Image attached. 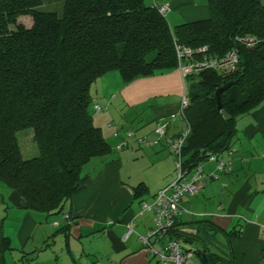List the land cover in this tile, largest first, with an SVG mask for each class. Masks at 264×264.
<instances>
[{"label":"trees","instance_id":"1","mask_svg":"<svg viewBox=\"0 0 264 264\" xmlns=\"http://www.w3.org/2000/svg\"><path fill=\"white\" fill-rule=\"evenodd\" d=\"M44 4L0 0V183L16 191L27 209L66 214L81 189L83 166L112 152L89 110L97 78L116 70L128 83L177 68L175 39L192 48L207 46L211 56L235 50L238 57L233 70L211 68L185 78L186 167L228 149L237 120L264 102V0H207L208 18L172 28L161 4L151 0H62L60 12ZM23 15L32 18L29 27L18 22ZM229 81L219 108L215 91ZM25 128L32 129L39 151L30 158L22 156L18 141L17 132ZM132 190L140 198L147 187L140 182ZM176 220L160 239L196 242L185 248L195 256L204 252L208 264H233L235 230L202 219L189 231L177 228ZM219 232L225 243L217 239ZM9 249L0 227V264H8L3 252Z\"/></svg>","mask_w":264,"mask_h":264},{"label":"crops","instance_id":"2","mask_svg":"<svg viewBox=\"0 0 264 264\" xmlns=\"http://www.w3.org/2000/svg\"><path fill=\"white\" fill-rule=\"evenodd\" d=\"M151 3L169 5L165 17L171 28L209 17L207 0H151ZM17 20L26 27L32 24L29 15ZM184 87L177 68L128 83L113 70L92 84L89 110L112 152L132 128L136 131L135 137L146 136L147 141L148 138L151 141L155 127L165 124L166 135L175 138L185 128L184 121L174 116ZM95 105L101 109L97 111ZM132 122L136 125L129 127ZM230 144L228 149L214 154L216 160L207 158L201 162L205 173L202 189L182 201L184 212L177 217V228L191 231L196 227L193 222L207 219L225 231L235 230L238 235L231 238L233 264H264V239L261 236L264 226V102L237 120V133ZM131 145L142 151L153 149L156 153L154 164L164 162L166 165L162 178L151 182L142 177L138 183L143 182L147 192L134 198L132 189L138 183L124 186L119 173L120 155L119 159L110 158L111 152L91 158L82 168L81 189L69 204L66 213L70 216L69 223L58 221L56 226L53 223L57 220L49 222L55 228L50 236L57 240L53 247L51 244L43 247L44 243L30 245V240L36 238L42 242L47 240L43 230L46 233L48 230L43 222H47L49 214L27 209L24 199L16 191L4 189L8 204L4 218L0 207V227L10 242V249L3 252L4 261L8 264H157L156 257L140 240V236L153 227L154 212L141 210L140 204V207L135 206L133 199H139L140 203L147 202L145 197L152 200L158 190L172 182L175 178L174 158L164 140L153 146H148L147 142ZM217 160L226 163L223 170L217 168ZM86 217L90 220L81 225L80 219ZM82 236H89L86 243H81ZM89 238L92 242L87 244ZM169 238L170 235L159 238L155 246L161 247ZM182 242L187 249L196 246V242ZM211 249L215 247L211 245ZM189 259L192 264H203L196 256Z\"/></svg>","mask_w":264,"mask_h":264},{"label":"built area","instance_id":"3","mask_svg":"<svg viewBox=\"0 0 264 264\" xmlns=\"http://www.w3.org/2000/svg\"><path fill=\"white\" fill-rule=\"evenodd\" d=\"M168 7L167 4H161L158 6V9L164 14ZM242 42L249 45L253 44L254 40L253 38H243ZM174 47L177 57V69L181 72L185 83L184 91L174 116L184 121L185 128L178 136L173 138L166 135V125L159 124L155 127L153 131L154 136L150 142L156 145L164 140L167 149L174 158L175 178L155 193L151 203L146 201L141 203L142 210L154 212V226L147 234L140 236V240L147 247L149 253L156 257L157 264H184L187 259L194 256V252L187 250L179 238H169L161 247L157 248L155 246V242L159 240V237L166 235L177 217L181 216L184 212L182 201L200 192L203 186L202 179L205 176L201 163L193 168H188L183 162L182 147L190 129L184 118V110L188 106L185 78L193 72L211 68L220 71H230L235 68L238 62L235 50H230L222 56H211L207 53V46L192 48L178 42L176 39L174 40ZM95 109L99 111L101 107L95 105ZM114 136H117V133H114ZM133 142H147V137H135L134 131H129L126 133L125 138L117 143L116 148L123 149L129 147ZM208 158L216 160V156L213 154ZM224 167H226V163L222 160H217V168L223 170ZM63 220L69 222V216L64 214ZM53 224L57 226L59 222L56 221ZM261 236L264 239V226L262 227Z\"/></svg>","mask_w":264,"mask_h":264},{"label":"rangeland","instance_id":"4","mask_svg":"<svg viewBox=\"0 0 264 264\" xmlns=\"http://www.w3.org/2000/svg\"><path fill=\"white\" fill-rule=\"evenodd\" d=\"M46 4L43 5L44 9H49V10H54V11H59L61 10L62 7V0H50L49 2H47V0L45 1ZM132 126L130 125L129 127H134L136 125V122H132L131 123ZM150 124V123H149ZM132 131H135L134 128H132ZM136 132V131H135ZM18 135V141L19 144L21 146L22 149V156L27 158V157H33L38 155L39 151L38 148L36 146L35 141L33 140V131L31 128H25L22 130H19L17 132ZM150 140V138H148ZM147 141V145L148 146H153V144L150 141ZM109 142L112 144V141L109 138ZM132 148V149H131ZM149 148V147H148ZM116 148L115 146L113 147V152L111 153L110 158H118L119 159V155L121 157L120 162V166H119V173L120 176L123 179V183L124 186L129 187L130 185H133L134 183H138V181L140 179H142V177H145L146 179L150 180L151 182L153 181H158L162 178V175L164 174V172L166 171V165H164V162L160 163L159 165H155L154 161H156L155 159V154L153 149H144L142 150H138V149H133V146L130 145L129 147L123 148L122 151H115ZM142 151V152H141ZM157 163V162H155ZM174 165V164H173ZM9 188L6 185H4L3 183H0V203H1V209H2V215L4 218V214H5V207L8 204L7 200L4 198L5 194L3 192L4 189ZM10 189V188H9ZM144 199L147 200L148 203H151L152 200L147 199V197H145ZM6 201V202H5ZM135 206H139L140 204V209L142 210V205L139 202V199H133ZM44 213V212H43ZM46 214V213H44ZM63 216L64 214H49L48 215V220L47 222H43L44 225L46 226V229L48 230L47 233L45 232V230H43V233L45 235L44 239L46 238L47 240L45 242L39 241V239L37 240H30V245L31 246H40L42 245V243H44L43 247H46L47 244H51L52 247L55 245L54 240L57 242V240L55 239V236L51 237L50 235L54 233L55 228L49 225V222H51L53 219L60 221V223H63ZM90 220V218H81L80 219V224L84 225L87 224L88 221ZM154 226V225H153ZM52 228L54 230H52ZM148 233V232H147ZM146 233V234H147ZM89 236H91L90 234H88ZM89 236H82L81 237V243H86V238ZM50 237V238H49ZM217 239L219 241H225V237L224 235L221 233H219L217 235ZM92 242V239L89 238L88 239V243L90 244ZM95 242L93 241V244ZM80 244V243H79ZM218 250V248H217ZM192 260L187 259L185 264H192L191 263Z\"/></svg>","mask_w":264,"mask_h":264},{"label":"water","instance_id":"5","mask_svg":"<svg viewBox=\"0 0 264 264\" xmlns=\"http://www.w3.org/2000/svg\"><path fill=\"white\" fill-rule=\"evenodd\" d=\"M233 83V81H229L227 82L226 84H224L223 86H220L216 91H215V96H216V100H217V105L219 108L222 107V102H221V92L225 89H227L231 84ZM223 115L224 117L228 118L229 117V114H227L226 112L223 111ZM197 258L200 259V261L203 263V264H208V261H207V257H206V254L204 252H198L196 254Z\"/></svg>","mask_w":264,"mask_h":264}]
</instances>
